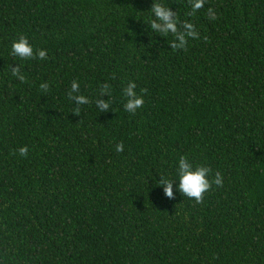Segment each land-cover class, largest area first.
<instances>
[{
  "label": "trees",
  "instance_id": "trees-1",
  "mask_svg": "<svg viewBox=\"0 0 264 264\" xmlns=\"http://www.w3.org/2000/svg\"><path fill=\"white\" fill-rule=\"evenodd\" d=\"M154 2L195 25L187 51L150 30L153 0H0V264H264V0ZM21 35L48 59L11 55ZM181 156L223 176L202 204Z\"/></svg>",
  "mask_w": 264,
  "mask_h": 264
},
{
  "label": "clouds",
  "instance_id": "clouds-1",
  "mask_svg": "<svg viewBox=\"0 0 264 264\" xmlns=\"http://www.w3.org/2000/svg\"><path fill=\"white\" fill-rule=\"evenodd\" d=\"M192 11L188 15H195V13L204 7L205 0H188ZM151 12L153 17L148 25L150 30L155 33H160L162 36L167 37L169 34L173 36L172 42L169 44L173 50L183 49L187 51V45L189 39H199L200 34L197 31L194 24L178 19L177 11H172L169 6H165L162 3L154 2L151 6ZM210 20L217 19V14L213 8H209L207 12ZM206 39V38H205ZM11 55L18 56L21 59H40L47 60V50L37 49L34 51L33 46L29 43L28 38L24 35L18 37L13 41L11 46ZM12 76L16 77L21 82H26V77L21 71L20 65L10 67ZM137 85L134 81H129L127 86L123 88V95L126 98V102L123 105L124 111L130 114H135L136 111L144 105L143 95H138L135 91ZM42 92L49 90L48 83H42L40 85ZM111 85L105 83L101 86L98 98L95 100V106L99 112H108L111 110ZM141 93H147L148 89L144 88L140 90ZM80 85L79 82L73 80L71 82V90L68 92V99L72 100L77 107L73 109V113L79 114V106L89 104L90 101L86 96L79 94ZM107 96L108 99L104 100L101 97ZM112 111V110H111ZM115 150L117 152H123V143H118ZM29 149L27 146H22L18 149L20 156L27 158ZM211 169L207 166H193L189 162L186 156H181L178 162V191L189 199H193L196 203L202 204L204 202L205 194L212 189L213 184L217 187L223 186V176L217 171L213 179H209ZM173 180L166 179L161 176L159 184L163 186V191L168 199H174L173 192Z\"/></svg>",
  "mask_w": 264,
  "mask_h": 264
}]
</instances>
